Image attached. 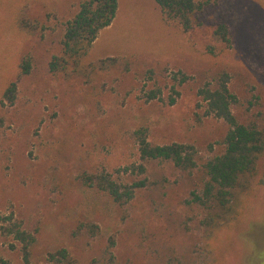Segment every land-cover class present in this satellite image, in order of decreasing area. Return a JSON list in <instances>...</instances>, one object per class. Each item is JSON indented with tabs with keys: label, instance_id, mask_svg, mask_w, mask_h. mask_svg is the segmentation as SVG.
<instances>
[{
	"label": "rangeland",
	"instance_id": "rangeland-1",
	"mask_svg": "<svg viewBox=\"0 0 264 264\" xmlns=\"http://www.w3.org/2000/svg\"><path fill=\"white\" fill-rule=\"evenodd\" d=\"M81 1L0 0V260L45 264L48 252L65 247L78 264H166L173 255L185 264H264V156L238 219L211 239L187 222L186 199L200 172L145 162L152 183L123 206L81 180L87 171L131 181L142 163L133 137L140 127L155 143L196 146L201 162L219 152L228 126L205 114L199 89L221 72L230 75L239 115L264 110V0H212L191 31L155 0H119L115 19L83 58L114 57L117 65L66 79L48 65ZM219 23L229 26L231 47L214 36ZM26 56L31 72L19 81L15 104L3 103ZM178 70L190 78L170 104ZM154 88L162 91L148 100ZM10 214L36 235L29 263L6 233ZM86 221L99 224L100 234L75 235Z\"/></svg>",
	"mask_w": 264,
	"mask_h": 264
},
{
	"label": "trees",
	"instance_id": "trees-1",
	"mask_svg": "<svg viewBox=\"0 0 264 264\" xmlns=\"http://www.w3.org/2000/svg\"><path fill=\"white\" fill-rule=\"evenodd\" d=\"M168 19L178 23L186 31L196 29L203 23V15L209 9L212 0H155ZM119 7V0H82L78 10L65 24L62 39V51L53 54L49 60V71L53 75L70 79L78 75H89L94 71L115 67L114 57L100 59L96 63L83 62L100 30L111 25ZM28 30L38 29V23L22 20ZM214 36L227 47L232 45V33L226 23H219ZM126 67H129L126 61ZM32 59L26 56L20 63V73L11 80L2 93V102L14 105L17 100L19 81L31 72ZM89 73V74H88ZM149 79L153 78L150 72ZM169 103L174 104L180 91L177 85L188 81L189 75L178 70L173 72ZM230 75L221 72L214 80L206 82L199 89V96L205 108V114L224 120L228 126L221 142V150L213 156L200 161L196 146L181 142L158 144L149 139L148 129L137 128L133 137L138 143L140 159L130 174L131 181L114 178L107 173L83 172L81 180L89 187H97L108 194L115 203L128 204L137 190L149 186L152 182L147 175L145 162L157 161L169 163L177 169L193 174L199 173V181L194 184L186 199L188 223H196L211 239L221 228L238 219L243 200L259 177L260 159L264 156V110L239 115L235 105L240 103L238 96L230 89ZM162 90L146 91L148 100L155 99ZM3 120L0 118V124ZM137 170V171H136ZM125 171H129L128 168ZM5 230L17 241L25 262L31 260L32 248L36 242L35 233L26 229L21 220L13 214L5 217ZM101 228L95 222H80L75 235L95 237ZM111 242V247L114 245ZM208 247L210 244H207ZM209 250V248H208ZM210 251V250H209ZM112 255V252L110 251ZM0 264H9L2 258ZM45 264H78V260L65 248L48 252ZM166 264H185L178 256H169Z\"/></svg>",
	"mask_w": 264,
	"mask_h": 264
}]
</instances>
